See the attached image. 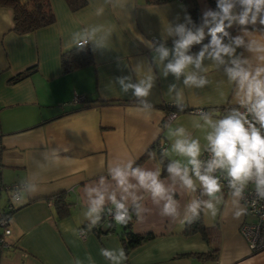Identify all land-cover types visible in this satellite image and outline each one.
I'll return each instance as SVG.
<instances>
[{"label":"crops","instance_id":"obj_1","mask_svg":"<svg viewBox=\"0 0 264 264\" xmlns=\"http://www.w3.org/2000/svg\"><path fill=\"white\" fill-rule=\"evenodd\" d=\"M86 1L82 8L72 10L66 0H49L55 21L22 34L13 29L12 8L0 5L1 184H27L14 200L17 209L10 218L7 246L0 247V264H115L101 250L118 255L124 249L118 236L120 224L113 222L106 232L91 225L86 216L87 188L102 187L103 177L108 190L117 191L119 199L108 173L109 163L138 160L145 153L148 156L141 166L159 170L161 179L174 188L180 215L175 219L161 215L164 202L155 204L150 194L138 189L137 195L143 196L141 203L149 211L140 219L135 215L132 228L153 237L125 252L127 260L120 264H264V249L252 252L239 232L240 225L249 221L248 215L234 218L229 188L217 193L222 199L215 217L201 211L208 238L200 232H184L187 203L208 197L202 195L198 183L195 192L179 182L173 184L168 174H162L156 155L159 149L163 153L166 149L168 155L164 156L170 161L187 164V157L172 151L177 139L173 133L183 127L186 135L195 134L188 117L202 121L204 115L180 112L165 124V104L206 108L213 112V120L220 119L216 112L223 106L238 105L237 86L226 72L231 57H225L229 63L215 67L206 55L202 69L209 68L207 73L191 66L210 81L203 87L186 86L185 74L179 78L171 72L164 74L167 63L175 59V42L180 39L177 26L185 24L193 32L203 26L204 37L211 36L209 27L213 25H204V14L211 10L207 0H197L202 15L198 25L188 21L190 14L182 0ZM242 10L238 5L234 11ZM228 29L231 37L245 40L235 55L247 59L253 68L258 66L260 54L249 51L247 44L264 41V25L243 27L236 22ZM153 37L161 40L159 47L152 43ZM229 42L225 37V43ZM86 43L94 61L63 73L62 55ZM161 46L170 53L164 61L157 51ZM203 46L194 43L187 54L196 56ZM31 67L35 69L29 75L10 81ZM149 77L152 88L146 97L135 96L133 88L125 91L120 83L123 79L138 84ZM78 96L85 102H75ZM200 144L202 154L208 147L206 138ZM59 193L66 194L68 214L64 217L58 216L55 207ZM128 204L132 211L131 200ZM110 208L114 206L106 200L104 211ZM81 228L86 230L84 239L78 234Z\"/></svg>","mask_w":264,"mask_h":264},{"label":"clouds","instance_id":"obj_2","mask_svg":"<svg viewBox=\"0 0 264 264\" xmlns=\"http://www.w3.org/2000/svg\"><path fill=\"white\" fill-rule=\"evenodd\" d=\"M237 5L243 10L234 11ZM218 8L219 11L208 10L204 14V25H213L209 27L211 41L204 44L203 49L196 56L187 52L191 45L200 43L204 39V27L202 26L197 32L188 29L185 24L175 28V33L180 36L175 42V59L167 63L164 69L165 75L171 72L177 78L185 74L186 86L203 87L210 81L206 76L192 71L191 66L194 65L197 70L202 69L206 55L213 61L215 67L229 63L225 57H231V66L226 68V72L229 80L235 82L237 86L238 106L231 108L227 115L217 120H213L207 113L202 117L204 125L211 129L205 137L207 151L211 153L209 160L200 159V140L187 136L183 127L175 129L173 133L177 139L171 146L172 151L187 157V164L179 159L171 161L167 165L168 176L173 184L179 182L189 192L197 190L195 181H198L202 195L208 197L206 200L192 199L187 203L183 220L188 223L197 219L202 210L212 217L217 215L219 211L217 205L222 199L217 193H222L223 189L221 178L214 175L217 170H223L227 174L228 187L231 189L235 206L234 218L239 219L247 213V208L240 206V201L249 182L254 183L258 199H264V134L261 132V129H264V41L252 40L247 44L249 51L260 54L257 58L261 63L253 68L247 59L235 55L236 48L245 44L244 37L233 38L227 30L236 22L243 27L250 24L264 25V15H262L264 0H218ZM187 19L191 22L190 16ZM169 32L171 34V28ZM225 37H229V43H225ZM157 51L160 61H164L170 54L169 49L163 46ZM202 70L207 73L209 68ZM120 83L123 84L125 91L133 88L137 97L148 96L152 88L151 77L138 84L124 83L123 79ZM174 88L175 85L171 86L170 91ZM183 110L181 106L180 111ZM163 154L168 155L166 149ZM108 173L115 181L120 198H117V191L108 190L103 177L100 180L102 187L87 188L89 207L86 216L91 219L92 226L101 222L106 200L115 208L112 218L117 224L127 225L133 218V212L136 218L140 219L149 209L141 203L143 196L137 195L138 189L150 194L153 203L164 202L161 215L171 216L173 219L179 217L180 205L174 198V188L161 179L159 170L142 167L136 163V160L127 159L109 163ZM129 200L132 211L129 208ZM109 212L111 213V209ZM101 252L115 264L127 260L123 248L119 249L118 255L107 249H102Z\"/></svg>","mask_w":264,"mask_h":264},{"label":"trees","instance_id":"obj_3","mask_svg":"<svg viewBox=\"0 0 264 264\" xmlns=\"http://www.w3.org/2000/svg\"><path fill=\"white\" fill-rule=\"evenodd\" d=\"M163 1L164 0H147V2L149 3H161ZM182 1H184V4L190 14L192 24L198 25L202 21V15H201L200 7H199L197 0H182ZM66 2L68 3L69 7L72 10H77L85 6L87 1L86 0H66ZM207 2L209 3V6L211 7L212 11H219L218 0H207ZM0 5L12 8L13 10V29L15 32L20 33V34L35 30L40 27L47 26L55 21V15L52 11L49 0H0ZM228 32L231 34L232 30L228 29ZM210 41H211V36L209 37L206 36L201 41V43L207 44V43H210ZM93 61L94 59H93V52H92L91 47L88 45V43L82 44L80 46H77L69 50L68 52L62 55V58H61L62 72L63 73L70 72L74 70L75 68L84 67L92 63ZM34 69L35 67H31L30 69H26L23 72H19L14 77H12L10 81L11 82L19 81L23 79L25 76L29 75ZM182 107L184 108L183 111H180L181 105L165 104L163 106L165 111L172 110V111H177L178 113L191 112V110H194L192 108H187L184 106ZM156 155L161 160V164L163 167L162 174H167V165L171 161L164 156L161 149L157 151ZM146 156H148V153H145L144 155H142L138 160H136V163L141 165L144 159L146 158ZM1 183L2 182H1V173H0V190L3 187L5 188V190L10 191L6 204L0 207L2 208L0 209V228L2 229V231L0 232V236L4 234V231L6 228H9L10 218L12 214L14 213V211L17 209L16 205L14 204V199H13L14 197L13 196L14 195L13 186L14 185L18 186L17 188L18 195H17V199H15V200H18L19 195H20L19 193L20 190L22 188H25L27 185L26 182L24 183L25 184L24 186H21L22 182L13 183L9 186H5ZM227 189L228 188H225L224 190H227ZM65 196H66L65 193H59L56 195L55 207H56L59 217H64L68 214V206H67V202H66L67 200ZM246 214L249 215L248 212ZM132 217H133L132 220L127 225L120 224V230L118 232V236L121 239L122 243L124 244L125 252H128L131 248L153 237V234L150 232L145 233V234H138L134 232L132 226H133V220L135 218V214H132ZM4 219L7 221L8 224L2 226L1 222ZM100 223L94 226L96 230L105 229V228H102V224ZM111 226L112 224L108 226L107 230H109ZM184 232L185 233L200 232L204 238H208V228L204 225L202 221V213L193 222L185 223ZM6 246H3L2 243L0 242L1 248L6 247Z\"/></svg>","mask_w":264,"mask_h":264},{"label":"built area","instance_id":"obj_4","mask_svg":"<svg viewBox=\"0 0 264 264\" xmlns=\"http://www.w3.org/2000/svg\"><path fill=\"white\" fill-rule=\"evenodd\" d=\"M152 43L159 47L161 45V40L157 37L152 38ZM75 102L81 103L85 102V98L83 96H78L75 97L74 99ZM172 105V104H171ZM235 106H223L220 108L219 112L217 114L219 115L220 118L228 114V111L236 107ZM244 109H241L243 111ZM210 111V112H209ZM193 113H200V114H211V110L206 109V108H196L194 110H191ZM178 115L177 111H165L164 117H163V122L165 124H168L172 122L174 118ZM262 134H264V129H261ZM211 158V153L207 150L201 155L200 159L202 161H207ZM214 175L219 176L221 178V183L223 185V188H229L228 187V179H227V174L223 170H217ZM25 182H22L21 186H24ZM18 186L14 185V197L13 199H17L18 195ZM255 201V203H253ZM241 203L244 207L247 208V212L251 216V220L243 222L240 227H239V232L243 236V238L246 240L248 243V246L252 252H258L260 250L264 249V199H258V194L255 189V185L253 182H249L248 186L245 188L244 191V197L241 200ZM111 213L108 210H105L103 212V218H104V223L108 226H110L113 222H115L112 218V215L115 213V208H110ZM8 224L7 221L4 219L1 222V225L4 226ZM10 233V229L6 228L4 231V234L0 236V242L2 243L3 246L7 245V237ZM79 237L81 239L85 238L86 235V230L81 228L79 229Z\"/></svg>","mask_w":264,"mask_h":264},{"label":"rangeland","instance_id":"obj_5","mask_svg":"<svg viewBox=\"0 0 264 264\" xmlns=\"http://www.w3.org/2000/svg\"><path fill=\"white\" fill-rule=\"evenodd\" d=\"M200 117H201V116H200ZM201 118H202V117H201ZM198 120H199V119H198ZM198 120L194 119L192 116H191V117H188V124H189V126L192 128V130H194V133H195V134L190 135L189 137H191V138H193V139H199L200 142H201V141H203V140L205 139L207 133H208L209 131H211V129H210L208 126L204 125V121H203V120H202V121H198ZM198 125H199V126H198ZM187 136H188V134H187ZM204 151H205V150H204ZM204 151H203V152H204ZM203 152H202V154H203ZM202 154H201V155H202ZM179 157H182V156L179 155ZM189 167H190V166H189ZM194 179H195V178H194ZM195 182L198 183V188H200V186H199V182H198V181H195ZM9 194H10V191L5 190V188H3V187L1 188V190H0V207H2V205L6 204V202H7V200H8V196H9ZM197 196H198V191H197ZM2 202H4V203L2 204ZM241 205H242V204H241ZM102 216H103V213H102ZM247 220H251L250 215H248ZM115 223H116V222H115ZM100 224H102V228H105V229H100V231H104V232L108 231V230H107L108 225H106V224L104 223V218H102ZM103 224H105L106 226L104 227ZM1 231H2V229L0 228V232H1Z\"/></svg>","mask_w":264,"mask_h":264}]
</instances>
